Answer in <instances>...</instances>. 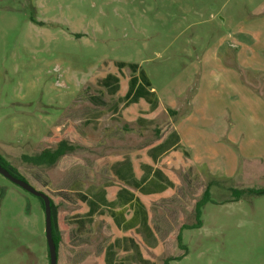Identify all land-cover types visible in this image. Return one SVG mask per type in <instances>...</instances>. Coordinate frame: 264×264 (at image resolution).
I'll list each match as a JSON object with an SVG mask.
<instances>
[{
    "label": "rangeland",
    "instance_id": "374dc122",
    "mask_svg": "<svg viewBox=\"0 0 264 264\" xmlns=\"http://www.w3.org/2000/svg\"><path fill=\"white\" fill-rule=\"evenodd\" d=\"M0 158L57 264H264V195L230 198L264 188V0H0ZM44 229L0 175V264Z\"/></svg>",
    "mask_w": 264,
    "mask_h": 264
},
{
    "label": "trees",
    "instance_id": "16d2710c",
    "mask_svg": "<svg viewBox=\"0 0 264 264\" xmlns=\"http://www.w3.org/2000/svg\"><path fill=\"white\" fill-rule=\"evenodd\" d=\"M72 146L68 144V142L64 140H60L54 149H45L41 153L35 156L31 157H24V161L26 163H31L36 167H50L59 160L63 155L66 153L72 151ZM0 165L8 170L12 175L22 179L17 173L14 172L13 169H11L5 161H3L0 158ZM23 180V179H22ZM220 182L216 183V186H219ZM212 187V184H208L206 192L204 193V196L202 200L198 203L197 205V218L199 217L200 214V209L203 205L211 201V196H210V189ZM213 188V187H212ZM230 198L233 201H238L242 197H248V196H261L264 195V188L262 189H253V188H245V189H236V188H231L230 189ZM153 192H147L146 194H152ZM40 200V199H39ZM41 201V200H40ZM42 203V201H41ZM51 216H52V203H51ZM199 227V226H197ZM52 234H53V240L57 249V238L54 233V222H53V217H52Z\"/></svg>",
    "mask_w": 264,
    "mask_h": 264
},
{
    "label": "water",
    "instance_id": "95a60500",
    "mask_svg": "<svg viewBox=\"0 0 264 264\" xmlns=\"http://www.w3.org/2000/svg\"><path fill=\"white\" fill-rule=\"evenodd\" d=\"M0 175L5 179H7L13 185L19 187L26 193L42 201L43 211H44V223H45L44 232H45L46 245L49 255V264H57V252L52 234L51 201L49 197L34 189L26 181L12 175L8 170L3 168L1 165H0Z\"/></svg>",
    "mask_w": 264,
    "mask_h": 264
},
{
    "label": "flooded vegetation",
    "instance_id": "af4514ba",
    "mask_svg": "<svg viewBox=\"0 0 264 264\" xmlns=\"http://www.w3.org/2000/svg\"><path fill=\"white\" fill-rule=\"evenodd\" d=\"M41 202V201H40ZM42 204V203H41ZM43 207V204H42ZM47 260H48V264H49V255H48V250H47Z\"/></svg>",
    "mask_w": 264,
    "mask_h": 264
}]
</instances>
